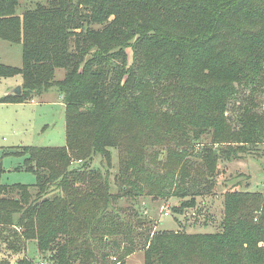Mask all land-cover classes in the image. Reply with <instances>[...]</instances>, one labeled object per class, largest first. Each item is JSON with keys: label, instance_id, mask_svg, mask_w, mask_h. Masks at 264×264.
I'll list each match as a JSON object with an SVG mask.
<instances>
[{"label": "trees", "instance_id": "1", "mask_svg": "<svg viewBox=\"0 0 264 264\" xmlns=\"http://www.w3.org/2000/svg\"><path fill=\"white\" fill-rule=\"evenodd\" d=\"M22 4L17 12L20 0H0V38L22 46L20 67L0 64V77L21 75V93L0 102L54 90L64 105L65 144L4 150L24 157L21 167L36 177L0 181L4 251L19 256L32 244L37 264H96L98 232L118 231L116 220L103 221L118 198L172 194L178 207H194L214 186L221 159L264 144V0ZM163 145L166 169L153 177L148 148ZM96 156L106 168L92 167ZM238 186L223 192L220 232H149L143 264H264V192ZM15 264L36 263L22 257Z\"/></svg>", "mask_w": 264, "mask_h": 264}, {"label": "rangeland", "instance_id": "2", "mask_svg": "<svg viewBox=\"0 0 264 264\" xmlns=\"http://www.w3.org/2000/svg\"><path fill=\"white\" fill-rule=\"evenodd\" d=\"M30 5L36 0H20L17 12L24 9V4ZM0 64L20 67L22 65V46L20 43H12L0 38ZM64 74L63 69L55 70V78L60 79ZM21 75L0 77V97L11 90L18 83L21 84ZM261 97V96H260ZM264 98V96H263ZM260 103V102H259ZM232 104L230 103L227 114L231 116ZM264 107V104H262ZM208 139L201 138L200 143L188 147L196 150ZM65 144V116L62 99L54 90L42 95L32 97L23 102H0V181L12 184H33L36 180L32 171L23 167L24 157L6 154L4 150L19 147L20 145H32L42 147H61ZM167 145L149 147L148 151L155 153L152 161L146 166L152 169L153 177L165 171L163 163L167 157ZM116 151L113 150L112 166L108 168L111 180L110 192H117L113 185V178L118 171ZM191 156L195 160V156ZM238 158L221 159L218 163V171L214 186L205 188L196 196L194 207L180 208L181 198L169 194L137 195L133 199L122 196L116 202L110 204L104 210L107 221L116 220V233L98 232L101 242H93L96 264H143L144 246L146 236L161 230H184L188 233L215 232L222 230L223 221V192L233 184L238 183L239 190L264 192V144L258 146L256 151L243 153ZM92 167L101 166L96 156L90 163ZM152 180V179H151ZM149 180L148 184L154 188L155 183ZM234 190V189H232ZM52 193L47 194L51 196ZM165 210L168 214H164ZM112 220V219H110ZM255 222V220L253 221ZM105 237V242H103ZM34 244V243H33ZM113 244H117L115 247ZM263 245V242L258 244ZM131 251H125L129 250ZM15 256L9 251L0 248V261L9 260L8 264H15L17 258H32L37 264L40 262L35 245L29 244ZM122 257V258H121ZM120 260V261H119Z\"/></svg>", "mask_w": 264, "mask_h": 264}, {"label": "water", "instance_id": "3", "mask_svg": "<svg viewBox=\"0 0 264 264\" xmlns=\"http://www.w3.org/2000/svg\"><path fill=\"white\" fill-rule=\"evenodd\" d=\"M20 93H21V84H17L11 90L7 91L3 95H14V96H18V95H20Z\"/></svg>", "mask_w": 264, "mask_h": 264}, {"label": "built area", "instance_id": "4", "mask_svg": "<svg viewBox=\"0 0 264 264\" xmlns=\"http://www.w3.org/2000/svg\"><path fill=\"white\" fill-rule=\"evenodd\" d=\"M164 214H165V215H166V214H168V211H167V210H165Z\"/></svg>", "mask_w": 264, "mask_h": 264}, {"label": "crops", "instance_id": "5", "mask_svg": "<svg viewBox=\"0 0 264 264\" xmlns=\"http://www.w3.org/2000/svg\"><path fill=\"white\" fill-rule=\"evenodd\" d=\"M18 84H20V83H18ZM60 97V96H59ZM60 99H61V97H60Z\"/></svg>", "mask_w": 264, "mask_h": 264}]
</instances>
